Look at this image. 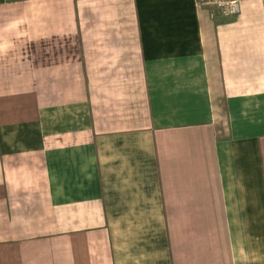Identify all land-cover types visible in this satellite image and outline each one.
<instances>
[{
  "label": "crops",
  "instance_id": "crops-1",
  "mask_svg": "<svg viewBox=\"0 0 264 264\" xmlns=\"http://www.w3.org/2000/svg\"><path fill=\"white\" fill-rule=\"evenodd\" d=\"M0 264H264V0H0Z\"/></svg>",
  "mask_w": 264,
  "mask_h": 264
},
{
  "label": "built area",
  "instance_id": "built-area-1",
  "mask_svg": "<svg viewBox=\"0 0 264 264\" xmlns=\"http://www.w3.org/2000/svg\"><path fill=\"white\" fill-rule=\"evenodd\" d=\"M205 6H213L221 16L234 17L240 11V0H199Z\"/></svg>",
  "mask_w": 264,
  "mask_h": 264
}]
</instances>
